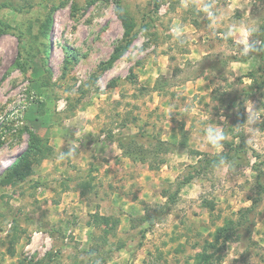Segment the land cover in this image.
I'll list each match as a JSON object with an SVG mask.
<instances>
[{"label": "rangeland", "instance_id": "obj_1", "mask_svg": "<svg viewBox=\"0 0 264 264\" xmlns=\"http://www.w3.org/2000/svg\"><path fill=\"white\" fill-rule=\"evenodd\" d=\"M10 1L0 7V178L31 134L51 150L0 185V264H200L225 223L234 234L212 264H264V0ZM72 132L89 143L138 137L119 166L86 178L84 148H54ZM69 169L84 190L63 209Z\"/></svg>", "mask_w": 264, "mask_h": 264}, {"label": "trees", "instance_id": "obj_2", "mask_svg": "<svg viewBox=\"0 0 264 264\" xmlns=\"http://www.w3.org/2000/svg\"><path fill=\"white\" fill-rule=\"evenodd\" d=\"M11 7L12 3L10 0H1L0 1V7ZM125 27H127V24L125 23ZM127 33V31H126ZM261 41H260V45L258 47L259 49V57L261 59V61L264 63V27L262 29L261 32ZM126 49V45L123 47H117L114 49L113 54L110 56V58L108 59V61L106 62V66L110 65L111 63H113L115 60H117L119 58V56L122 54L123 51H125ZM137 135H130L129 137H127V139H129V142L126 143L123 140L119 139L118 143L120 144V147L123 149V153L126 154L127 156H131V151H129L130 144H132L135 139L137 138ZM126 139V138H125ZM126 143V144H125ZM51 150V147L47 146L46 144L43 145L42 144V139L34 134H31V141H30V145L28 147V150L26 151L24 157L22 160H26L30 155L33 156L32 158V162L34 164H38L42 159H44L48 154L49 151ZM22 160H18L17 162L14 161L13 163H11V165H9L7 172L5 173V175H3L2 178H0V185H9L12 183H16L18 181H22L24 180L30 169L22 171V169H20L18 167V162L22 161ZM200 162V161H198ZM195 168V166H194ZM188 181V180H187ZM186 182V181H185ZM165 205H162L160 208H164ZM253 210L252 206L246 208L245 210H243V212L240 215V219L237 223L241 226L242 225H246L248 222L247 216L250 214V211ZM246 215V216H245ZM242 218H245L242 220ZM234 225L232 227V223H225L223 226L217 228L215 234V241L220 240L219 245L216 247V242L213 246L214 249L210 252L204 251L200 254V258L198 259V263L200 264H212L211 259L214 256V254L218 251H221L224 249L226 243L228 242V240L232 237V235L234 234L233 230H234ZM211 243H209L210 246Z\"/></svg>", "mask_w": 264, "mask_h": 264}, {"label": "crops", "instance_id": "obj_3", "mask_svg": "<svg viewBox=\"0 0 264 264\" xmlns=\"http://www.w3.org/2000/svg\"><path fill=\"white\" fill-rule=\"evenodd\" d=\"M86 124H87V122H85ZM86 124H80L79 126H78V129H81V128H83L84 126L83 125H86ZM87 127H90V123H88L87 125H86V128ZM71 128V127H70ZM76 131V130H75ZM81 131V130H80ZM83 133H82V135H85L86 137H87V134L88 133H86L87 131H82ZM73 134L71 135V134H67V135H65V137L63 138V141L62 142H58L57 143V145H54V148L56 149V150H60L61 152H64V154H68V152H69V149H68V147H70V148H72V146H73V144H75V143H77V145H79L80 146V148H84L83 150H85V153H83L82 155H80V157H79V159L78 160H80L81 162H82V164H84V162H87V165L86 166H88V167H86L85 166V170H87L86 171V173L83 175L84 177H86V178H88V175H90L91 174V171H89L90 169H91V166H95V167H97L96 165L97 164H102V163H106V162H111L112 163V161L113 160H115V161H113V163L115 162V163H117V165L119 166V160L117 161L116 160V156L118 157V155H120L121 154V147L120 148H118L117 146L119 145V143H117L115 140H113V139H111V140H113V142L111 141L110 143L109 142H107V140L106 139H104L103 138V133H101L99 136V138H97L96 139V141H93V142H91V143H89V142H87V141H85V140H83V139H81L82 137V135H80L79 136V134H78V132H72ZM78 138H80V141H79V139ZM55 144V143H54ZM117 147V148H116ZM99 154H102V156L103 157H99ZM116 155V156H115ZM70 156V158L71 157H74V158H76L75 156H73V154H71V155H69ZM104 157H107L108 158V160L109 161H105L103 158ZM114 157V158H113ZM74 158L72 159V160H74ZM67 161V160H66ZM71 162H73V161H71ZM98 162V163H97ZM91 163H93V165H91ZM90 168V169H89ZM99 168V167H98ZM97 170V169H96ZM95 170V171H96ZM118 170V169H117ZM117 170H115L114 172H112L111 174H112V176H113V179H114V176H117L118 178L121 176L118 172H117ZM73 170H71V169H69V171H68V173L70 174L71 172H72ZM98 171V170H97ZM97 171L95 172V173H97ZM94 173V174H95ZM71 174H73V175H69V177H67L68 178V182L69 183H73L72 185V189H71V192H70V190L69 189H67L65 192H63V195H62V200H61V202H59L60 204L59 205H57V206H60L61 208H65V206H67L68 204L67 203H69V199H67V196H69V193H71L70 194V197H72V198H74V201H76V200H78V198L81 196L80 194V191H82L83 192V188H84V186H83V179H81V178H79V177H77V175H75V173H71ZM82 174V173H81ZM109 176L110 175V173H109V171H106V170H102V173L101 174H99V177L97 178V179H99V178H103V179H105V176ZM101 176V177H100ZM82 177V176H81ZM97 181V180H96ZM57 182H55V184H56ZM59 183H64V181H63V179H61L57 184H59ZM103 185H104V183H103ZM56 188V187H55ZM55 188L53 189L54 190V193L55 192H58L59 190L58 189H56L55 190ZM74 189H76V190H74ZM64 191V190H63ZM66 195V197H64ZM83 197H81V199H82ZM65 199V200H64ZM59 201V200H58ZM66 204V205H65ZM41 232V231H40ZM39 232V233H40Z\"/></svg>", "mask_w": 264, "mask_h": 264}, {"label": "built area", "instance_id": "obj_4", "mask_svg": "<svg viewBox=\"0 0 264 264\" xmlns=\"http://www.w3.org/2000/svg\"><path fill=\"white\" fill-rule=\"evenodd\" d=\"M18 117V115H16V118Z\"/></svg>", "mask_w": 264, "mask_h": 264}, {"label": "clouds", "instance_id": "obj_5", "mask_svg": "<svg viewBox=\"0 0 264 264\" xmlns=\"http://www.w3.org/2000/svg\"><path fill=\"white\" fill-rule=\"evenodd\" d=\"M222 138V137H221Z\"/></svg>", "mask_w": 264, "mask_h": 264}]
</instances>
